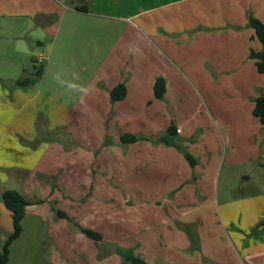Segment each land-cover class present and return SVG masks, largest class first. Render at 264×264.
Here are the masks:
<instances>
[{"label":"rangeland","instance_id":"1","mask_svg":"<svg viewBox=\"0 0 264 264\" xmlns=\"http://www.w3.org/2000/svg\"><path fill=\"white\" fill-rule=\"evenodd\" d=\"M84 1L88 4L94 0H0V87L9 94L5 99L12 97L14 89L19 87L18 78L24 75L35 78L25 89L24 98L15 104L12 114L4 117L5 121L9 122L12 116L17 121L25 117L31 103L37 105L36 93L41 92L42 96L57 97L69 107L67 113L69 117L73 114L84 140L83 144L74 143L73 149L68 148L67 142L62 144L57 168L62 165L54 170L53 156V165L49 167L40 161V156L34 155L40 151L41 143L36 138L14 141L13 155L9 158L5 155L0 163V250L13 229L2 193L16 189L31 204L26 206L29 209L22 221L23 231L11 244L6 264H131L118 253V248L132 249L148 264H183L189 255L198 257L201 252L198 224L178 218L177 201L167 192L165 176L155 173L160 172V167L154 166L148 155L136 162L131 142L123 143L121 135L130 133L139 138L144 132L151 135L147 130L154 127L163 133L173 123L181 125L189 134L181 145L190 153L191 146L199 148L205 138H212L209 136L216 132L222 150L230 145L239 150L245 147L246 140L251 141L252 132L257 133L247 131V126H253L248 120L252 119L257 126L260 121L253 116L251 105L249 109L243 106L245 96L241 93L240 80L229 88L203 76L189 73L186 77L171 72L157 77L164 80L166 90L161 97H156L157 79L153 84L148 80L151 70L166 73L168 66L166 52L156 46L158 40L153 42L149 31L146 36L141 35L133 22L114 18L112 14L80 13L79 10L85 9ZM131 5H135L133 0H122L115 10L104 0L100 9L119 14ZM139 5L145 8L143 2ZM34 9H41L36 13L51 12L50 24L38 25L34 20L36 13L31 16ZM120 36H137L142 50L134 55L127 51L123 55L115 48ZM169 39L172 51L165 49V45L163 49L170 54L175 68L177 51L186 49L188 57L191 55L185 44L189 40L179 41L180 32L169 35ZM160 41L161 38V45ZM119 53V59L124 61L129 55L140 61V69L132 78L137 80L136 90L143 94L142 105L137 114L122 117H126L125 125L132 128L135 123L142 128L141 132L133 129L122 132L114 110L85 108L90 96L81 102L67 87L70 83L95 87L99 73L107 71L109 61L114 65ZM39 56H43L41 63L36 60ZM40 67L42 79L36 75ZM133 71L130 69L123 75L129 78ZM57 75L65 81L64 85L57 82ZM260 76L264 78L263 74ZM263 83L261 79L259 85L264 93ZM55 86L59 87L56 91ZM4 97H0V108L4 107L3 111L7 112ZM27 101L26 108L19 112ZM208 106L213 110L209 111ZM45 111V108L32 107L36 126L43 121L48 123L51 116ZM47 139H56L53 132L48 133ZM4 149L0 148L1 156ZM193 155L198 159L197 154ZM236 157L241 161L239 155ZM229 160L227 156L225 164ZM219 188L226 196V189L264 191V166L258 163H238L232 169L223 166ZM59 211L65 215H59ZM83 229L98 232L101 238L90 237Z\"/></svg>","mask_w":264,"mask_h":264},{"label":"crops","instance_id":"2","mask_svg":"<svg viewBox=\"0 0 264 264\" xmlns=\"http://www.w3.org/2000/svg\"><path fill=\"white\" fill-rule=\"evenodd\" d=\"M94 1L88 4L84 1L85 9L79 12L99 16L112 14L114 18L133 22L134 29L141 35L146 36L149 31V34L153 36V42L155 39L158 40L156 46L159 50L166 52L168 66L166 73L151 70L148 79L151 84L158 76H168L171 72L186 77H189V73L191 76H203L208 81L225 84L229 88L234 82L240 80L241 93L245 96L243 106L249 109L251 105V110H253L255 98L264 95L263 87L259 85V81L264 78L260 76L262 73L258 72L255 61L249 55L251 49L260 50L262 45L248 23L251 16L264 22V0H133L135 5H131L119 14L100 9L104 0ZM105 1L118 10L117 7H120L122 0ZM142 2L145 8H140L139 4ZM90 7L93 9L88 12ZM34 10L32 15H29L33 16L41 9ZM71 11L78 10L71 9ZM45 13L48 15L50 24L52 13ZM147 14L150 15L146 16ZM179 32L182 38L179 41L189 40L185 44L191 55L188 57L186 49L177 51L174 55L177 57V67L174 68V61L165 49L171 50L170 47H172L169 35ZM164 34L168 36L165 37ZM159 38L162 40L161 45ZM115 45L116 50L123 55L127 51L134 55V52L142 50L141 40L137 39V36L131 38L120 36ZM164 45L165 49H163ZM119 55L120 53L116 56L117 61L114 65L108 60L101 65L100 69L103 70L108 62L107 71L99 73L100 79L97 83L95 82V87L89 86L91 93L88 95L90 98L85 108L114 110L118 117L119 130L139 131L142 128L135 123L132 128L125 125L126 117L122 116L137 114L142 105L143 94L136 90L137 80L132 78L136 70L140 69V61L130 55L124 61L119 59ZM130 69L134 71L129 78H126L123 73L127 74ZM39 77L44 78L43 71ZM120 82L126 85V96L112 101L110 90ZM101 83L106 85L101 86ZM26 88L27 86L15 88L12 97L5 99L9 94L5 89L2 91L0 87V97L5 96L6 103H4L7 107V112L3 111L4 107L0 108V148L5 147L4 155H0V163L5 155L8 158L13 155V144L16 139L33 141L36 138V141L41 143L38 147L40 151L34 152V155L40 156V161L47 163L49 167L53 165L51 162L53 156L55 158L53 170L59 169L62 164L58 168L57 165L64 144L67 142L70 144L67 145L68 148L73 149L74 143H84L78 123H75L73 114L69 117L67 113L69 107L66 104L53 95L43 94L42 96L41 92L36 93L37 105L31 103L25 117L23 115L17 121L12 116L10 121L6 122L4 117H7V113L12 114L15 104L19 102V99L24 98ZM58 89V86L54 87L55 91ZM23 104L19 112L26 108L28 101ZM32 107L35 110L45 108L46 115L51 116L48 123L43 121L36 126L31 115ZM75 108L76 106H72V109ZM207 108L209 111L213 110L210 106ZM64 110L66 111L63 112ZM248 122H252L253 126H247V131L256 130L257 133L252 132L251 141L246 140L245 147L236 150L233 145H230V150L229 148L222 150L217 139L218 133H211L209 137L212 138H205L199 148L193 146L189 148L193 154H197L198 162L194 166L188 163L181 149L160 141V137L166 132L160 133L162 129L157 127L147 130L151 132V135L144 132L139 136L138 141L131 142L132 153L133 156L135 155L133 158L136 162L144 159V155H148L153 165L160 167V172L155 173L165 176L167 192L177 201L176 212L180 211L178 218L186 223L198 224L201 252L198 257L189 255L183 264H264V225L260 224L264 218V191L235 192V189H226L228 192L226 196L219 188L223 166L229 169L234 168L238 163L245 165L258 163L264 166L262 125L259 122L257 126L252 119ZM174 126L176 127L175 141L185 144L184 141L189 134L185 133L181 125ZM49 132H53L56 139L48 141ZM236 155L240 156L241 161L238 162ZM227 156L230 160L225 164ZM28 209L26 208V213Z\"/></svg>","mask_w":264,"mask_h":264},{"label":"trees","instance_id":"3","mask_svg":"<svg viewBox=\"0 0 264 264\" xmlns=\"http://www.w3.org/2000/svg\"><path fill=\"white\" fill-rule=\"evenodd\" d=\"M84 10V9H82ZM250 27L253 28L255 37L260 41L262 48L260 50L251 49L250 58L255 61V65L259 73L264 74V22L260 19L251 16L248 21ZM43 68L40 67L37 71V76H40ZM35 82V78L32 76L20 77L16 80V85L20 87H26ZM126 85L124 82L118 83L115 87L110 90V97L112 101L123 99L126 96ZM253 115L259 119L262 129L264 132V95H260L255 98L254 107L252 110ZM176 134V127L171 124L167 132L160 137V141L168 144L174 145L181 149L184 153L185 158L191 166H194L198 161L196 157L190 153L186 147L177 143L174 139ZM139 138L130 133H124L121 135V141L123 143L134 142ZM2 200L6 208L10 211L12 217L13 229L11 233L7 236L5 242L0 250V264H6L9 260L10 247L14 240L20 237L23 231V218L26 212V206L30 204V201L26 199L24 194L16 189H7L2 193ZM59 215L64 216V212L59 211ZM261 225H264V218L260 221ZM83 233L90 237L101 238L98 232L83 229ZM118 253L124 257L131 264H148V262L139 255H136L132 249L118 248Z\"/></svg>","mask_w":264,"mask_h":264},{"label":"water","instance_id":"4","mask_svg":"<svg viewBox=\"0 0 264 264\" xmlns=\"http://www.w3.org/2000/svg\"><path fill=\"white\" fill-rule=\"evenodd\" d=\"M34 20L40 26H46L49 24V18L44 13H36L34 16ZM154 92L156 97H161L165 92V83L162 78L157 79L154 86Z\"/></svg>","mask_w":264,"mask_h":264},{"label":"clouds","instance_id":"5","mask_svg":"<svg viewBox=\"0 0 264 264\" xmlns=\"http://www.w3.org/2000/svg\"><path fill=\"white\" fill-rule=\"evenodd\" d=\"M56 80L61 85L65 84V81L59 75H57ZM67 87L77 95L81 102H84L85 98L91 93V89L87 86L70 83Z\"/></svg>","mask_w":264,"mask_h":264},{"label":"built area","instance_id":"6","mask_svg":"<svg viewBox=\"0 0 264 264\" xmlns=\"http://www.w3.org/2000/svg\"><path fill=\"white\" fill-rule=\"evenodd\" d=\"M36 60H37V62H38V63H41V62H42V60H43V56H39V57H37V59H36Z\"/></svg>","mask_w":264,"mask_h":264}]
</instances>
